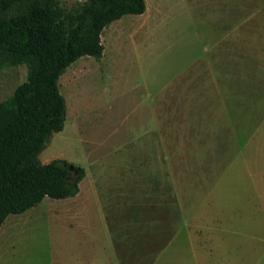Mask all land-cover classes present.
Wrapping results in <instances>:
<instances>
[{
    "label": "rangeland",
    "instance_id": "1",
    "mask_svg": "<svg viewBox=\"0 0 264 264\" xmlns=\"http://www.w3.org/2000/svg\"><path fill=\"white\" fill-rule=\"evenodd\" d=\"M144 1L59 77L64 126L38 158L83 168L80 194L8 215L0 264L76 242L114 264H264V0ZM25 77L1 69L0 101Z\"/></svg>",
    "mask_w": 264,
    "mask_h": 264
},
{
    "label": "trees",
    "instance_id": "2",
    "mask_svg": "<svg viewBox=\"0 0 264 264\" xmlns=\"http://www.w3.org/2000/svg\"><path fill=\"white\" fill-rule=\"evenodd\" d=\"M145 9L144 0H0V70L26 67L25 80L0 101V227L44 197L78 193L83 168L38 158L64 126L58 79L78 58L103 55L104 27Z\"/></svg>",
    "mask_w": 264,
    "mask_h": 264
},
{
    "label": "crops",
    "instance_id": "3",
    "mask_svg": "<svg viewBox=\"0 0 264 264\" xmlns=\"http://www.w3.org/2000/svg\"><path fill=\"white\" fill-rule=\"evenodd\" d=\"M97 176V175H96ZM109 178H114L115 176L112 175H106ZM85 177V175H84ZM83 177V178H84ZM83 178L80 180L79 182V191L76 195L70 197V198H75L78 194H80V187H81V181L83 180ZM121 181H125L127 182V180H122L121 177H115ZM123 182V183H125ZM120 187V185H119ZM122 187V186H121ZM126 189H128V192H130V189L128 187H125ZM117 189V188H116ZM121 189V188H118ZM125 189V191H126ZM125 191H120L121 193L117 196V197H128V198H133L130 195L126 196ZM125 194V195H123ZM69 198V197H67ZM123 198H121L122 200ZM133 201V199H132ZM31 209V208H30ZM28 211V210H26ZM26 211H24L26 213ZM23 212V213H24ZM18 220H13L11 222H9L10 224H8V226H5L6 224L4 223L0 228L3 229L2 235H6V233L8 232L7 230L12 228L14 226V224L17 222ZM7 222V220H6ZM6 227V228H4ZM61 245H56L57 251L56 253V257L51 261V264H114L115 260L113 259V257L111 256V253L109 252V248H107L103 243L99 244V243H95V242H88L87 243H82L81 242H76V243H70L68 244L67 247H69L68 249H64V253H61ZM66 246V244H65ZM63 251V250H62ZM161 252V251H160ZM121 263V261H119Z\"/></svg>",
    "mask_w": 264,
    "mask_h": 264
},
{
    "label": "water",
    "instance_id": "4",
    "mask_svg": "<svg viewBox=\"0 0 264 264\" xmlns=\"http://www.w3.org/2000/svg\"><path fill=\"white\" fill-rule=\"evenodd\" d=\"M68 168H69L70 170H74V171H76V170H77V168H75V167H74V165H72V164H71V165H69V166H68Z\"/></svg>",
    "mask_w": 264,
    "mask_h": 264
},
{
    "label": "bare ground",
    "instance_id": "5",
    "mask_svg": "<svg viewBox=\"0 0 264 264\" xmlns=\"http://www.w3.org/2000/svg\"><path fill=\"white\" fill-rule=\"evenodd\" d=\"M52 261V260H51ZM51 263V262H50Z\"/></svg>",
    "mask_w": 264,
    "mask_h": 264
}]
</instances>
